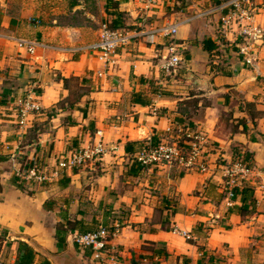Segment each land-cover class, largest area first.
<instances>
[{"label":"crops","instance_id":"obj_1","mask_svg":"<svg viewBox=\"0 0 264 264\" xmlns=\"http://www.w3.org/2000/svg\"><path fill=\"white\" fill-rule=\"evenodd\" d=\"M94 1L101 23L140 30L113 64L88 48L98 31L84 0H0V264H16L20 242L33 249L31 264H264V44L245 64L219 11L203 13L218 0H165L142 23L139 0ZM171 24L181 61L167 73L161 28ZM28 96L38 108L19 123ZM181 125L205 133L207 172L135 160L142 143ZM99 137L107 150L91 166L41 184L15 175L23 161L50 171ZM233 149L250 153L252 190L243 202V184L227 204L221 166ZM101 225L114 233L95 258L73 235Z\"/></svg>","mask_w":264,"mask_h":264},{"label":"built area","instance_id":"obj_2","mask_svg":"<svg viewBox=\"0 0 264 264\" xmlns=\"http://www.w3.org/2000/svg\"><path fill=\"white\" fill-rule=\"evenodd\" d=\"M165 0H139L141 6L138 11L140 22L149 16L148 12ZM257 0H223L215 7L203 13L219 11V29L224 34H232L236 54L240 55L245 64L253 65V51L256 45L264 44V25L254 21V14L260 5ZM141 23L138 24L140 27ZM176 24L165 25L161 28L164 35L169 40L166 44L167 54L161 63L164 72H171L176 69L181 61L180 55L176 52L175 43L172 37L176 33ZM140 30L127 31L122 28L110 26L107 22H102L98 29V38L88 45V48L95 52L96 57L105 64L115 63V56L118 49L129 44L135 34ZM19 46L25 47L27 52H32L35 42L18 38ZM38 105L33 102L31 96L21 100L18 116L19 123H22L26 115L32 110L37 109ZM175 134L171 132L168 138H161L155 143H142L135 154V160L142 166L148 168H174L179 171L207 172L210 169L209 156L206 152L207 137L199 129L189 130L176 128ZM172 131V130H171ZM107 147L99 137L93 142L72 149L66 155L60 156L57 164L50 171H46L38 162L23 161L15 169V175L25 182L38 183L50 182L59 173L66 169L86 168L94 162L99 161L106 152ZM233 154L231 159L221 166L222 186L221 193L230 204L235 196V189L241 187L251 176L252 168L248 160L242 159V153ZM15 157V155H12ZM181 235L189 238L187 231L176 230ZM113 229L101 225L96 230L83 233L75 232L73 242L81 248H88L95 258L101 257L106 251Z\"/></svg>","mask_w":264,"mask_h":264},{"label":"trees","instance_id":"obj_3","mask_svg":"<svg viewBox=\"0 0 264 264\" xmlns=\"http://www.w3.org/2000/svg\"><path fill=\"white\" fill-rule=\"evenodd\" d=\"M223 0H218V2H221ZM208 41L207 40H204L203 41V46L206 48V49H210L209 45H208ZM67 81V78H63V82L66 83ZM181 128L182 130H184L185 128H187V126H183L181 125ZM176 128L175 129H172L171 133L172 134H175L176 132ZM168 135H165V136H162L160 137L158 140H160L161 138H168ZM157 140V141H158ZM156 141V142H157ZM238 154V149H233V154ZM242 159L243 160H250V153L248 152H243L242 153ZM238 190V189H236ZM236 190H235V193H236ZM252 190V188L246 184H244L241 188H240V191L242 193V199H243V202H244V198L247 196L248 193H250ZM57 236L59 235V230L57 229V232H56ZM18 257H17V262L16 264H31L33 262V258H34V251L33 249L26 243L24 242H20L19 245H18ZM35 264H49L47 260H43L39 263H35Z\"/></svg>","mask_w":264,"mask_h":264},{"label":"rangeland","instance_id":"obj_4","mask_svg":"<svg viewBox=\"0 0 264 264\" xmlns=\"http://www.w3.org/2000/svg\"><path fill=\"white\" fill-rule=\"evenodd\" d=\"M92 1V2H91ZM91 1H86V0H84V6L85 7H88V8H90V10H91V12H93L94 14H93V16H94V20H90V18H89V20H90V22H91V24H90V30H94V31H98V27H99V25H100V18H101V16H102V14H100V12L99 13H96L97 12V10L96 9H94L95 8V1L94 0H91ZM94 2V3H93ZM124 26L123 27H126V28H132V27H134V25H129V24H126L127 22H126V20H125V18H124ZM171 169H174V168H171Z\"/></svg>","mask_w":264,"mask_h":264}]
</instances>
